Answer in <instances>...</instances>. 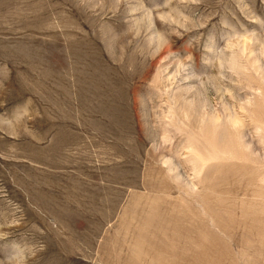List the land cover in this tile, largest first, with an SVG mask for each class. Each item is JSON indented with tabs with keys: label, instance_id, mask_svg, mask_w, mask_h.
<instances>
[{
	"label": "rangeland",
	"instance_id": "374dc122",
	"mask_svg": "<svg viewBox=\"0 0 264 264\" xmlns=\"http://www.w3.org/2000/svg\"><path fill=\"white\" fill-rule=\"evenodd\" d=\"M0 264H264V0H0Z\"/></svg>",
	"mask_w": 264,
	"mask_h": 264
}]
</instances>
